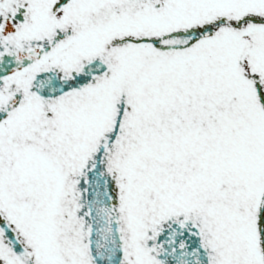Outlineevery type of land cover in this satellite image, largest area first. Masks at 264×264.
<instances>
[{
	"label": "snow or ice",
	"instance_id": "obj_1",
	"mask_svg": "<svg viewBox=\"0 0 264 264\" xmlns=\"http://www.w3.org/2000/svg\"><path fill=\"white\" fill-rule=\"evenodd\" d=\"M0 264H264V0H0Z\"/></svg>",
	"mask_w": 264,
	"mask_h": 264
}]
</instances>
